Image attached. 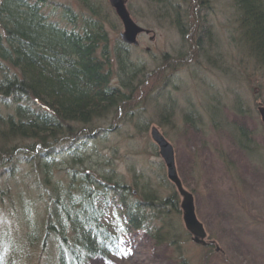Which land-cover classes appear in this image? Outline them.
Segmentation results:
<instances>
[{"label":"rangeland","instance_id":"1","mask_svg":"<svg viewBox=\"0 0 264 264\" xmlns=\"http://www.w3.org/2000/svg\"><path fill=\"white\" fill-rule=\"evenodd\" d=\"M53 1L69 5L82 18V1ZM90 1L106 10L108 57L120 53L123 59L141 63L129 73L130 79L120 58L110 61L113 84L128 86L127 94L135 98L93 128L98 132L94 139L83 143L81 129L70 127L63 136L71 137L63 145L70 157L53 154L48 176L39 183L34 168L23 163L0 180V264H57L59 242L44 237L46 218L58 206L50 194L54 186L67 184L66 172L77 176L78 168L83 172L86 166L101 169L103 175L91 177L96 184L87 188L80 215L88 217L93 210L97 225L114 235L106 239H117L111 248L106 242L101 254L90 256L86 264H264V67L242 42L235 0H172L177 12L168 8V0H127L131 18L151 30L135 47L121 41L123 23L109 0ZM55 16V22L71 26L60 12ZM181 25L191 29L188 36H183ZM197 39L200 44L194 46ZM15 98L0 94L4 117L16 113ZM236 100L241 106L235 111ZM241 126L256 153L237 146L234 134ZM154 128L174 149L175 171L194 195L195 213L206 232L203 241L195 242L186 229L183 196L168 179L167 165L152 138ZM75 157L84 159V165L59 171L60 161L74 163ZM45 178L50 184L44 186ZM113 181L128 186L129 193ZM156 193L163 198L177 195L179 211L170 213L167 223L175 225V243L159 242L150 223L149 228L146 223L140 229L125 223L115 228L120 222L116 211L124 208V200L135 207L132 213L141 221L143 194ZM183 259L188 262L181 263Z\"/></svg>","mask_w":264,"mask_h":264},{"label":"trees","instance_id":"2","mask_svg":"<svg viewBox=\"0 0 264 264\" xmlns=\"http://www.w3.org/2000/svg\"><path fill=\"white\" fill-rule=\"evenodd\" d=\"M79 1L83 5L82 18L77 16L75 9L59 1L0 0V58L14 66L10 77L0 68L3 74L0 77V94H13L19 103L14 115L4 117L0 114V160L8 159L9 155L23 156V161L34 168L36 183H39V178L43 180V175L48 176L50 169L46 167L49 158L55 154L57 139L63 148L64 144L71 142V137L63 139L71 128L83 131L87 127H99L109 114H118L127 101L135 98L134 93L127 94L128 86L113 84V72L110 71L113 65L108 57V33L105 30L106 10L90 0ZM234 5L238 11L242 42L250 46L257 62L264 67V0H235ZM58 12L68 19L71 26L54 24ZM184 32L182 30L185 37ZM118 55L123 71L127 59L126 56L121 58L120 53ZM135 70L128 69L127 74L130 76L129 73ZM234 103L235 111L239 110L241 103L237 100ZM216 113L215 110L211 112L214 119ZM186 118L191 116L186 115ZM198 120L201 122L203 119ZM246 133L247 130L241 126L234 136L238 139L237 146L251 154L254 149H251ZM37 145L45 149H39ZM84 161L77 157L68 169L78 168L75 164L84 165ZM84 172L89 178L64 174L67 175V184L59 185V192L57 188L60 202H57L56 213L53 215L52 211V217L46 218L44 224V237L53 236L54 241L59 242L57 264H86L90 256L101 254L106 242L107 248L117 244L116 238V242L106 239L113 234L103 231L101 224L97 225L99 219L93 210L88 217L80 215L84 214L87 188L92 187V183L96 184L91 177L103 175L101 169L89 166ZM13 173H0V179ZM113 184L129 193L128 186L120 187L116 181ZM55 189L56 186L53 193ZM176 196L163 198L158 194L152 197L143 194L140 204L149 213L148 221L145 212L142 220L138 221L139 215L132 213L135 207H128L127 200H124L126 207L116 211L120 222L115 228L122 223L136 229L146 223L149 228L150 223L152 235L159 242L175 243L172 235L175 225L168 227L167 223L170 213L179 211ZM37 239L36 236L31 242L35 243ZM182 262L188 261L183 259Z\"/></svg>","mask_w":264,"mask_h":264},{"label":"water","instance_id":"3","mask_svg":"<svg viewBox=\"0 0 264 264\" xmlns=\"http://www.w3.org/2000/svg\"><path fill=\"white\" fill-rule=\"evenodd\" d=\"M126 1L127 0H110V4L114 7L120 21L123 23L124 32L121 34V40L133 45L139 44L137 37L145 30L148 32L149 30L140 26L131 18L129 9H127L126 6ZM152 138L157 142L161 157H163L167 165L168 179L176 185L178 192L183 196L181 207L184 214V224L188 231L194 235L195 242L198 243V241H203V238L206 237L205 228L198 219L197 213H195L193 194L184 189L182 181H180L177 171H175L174 149L164 138L162 133L159 132V129L154 128L152 130Z\"/></svg>","mask_w":264,"mask_h":264},{"label":"bare ground","instance_id":"4","mask_svg":"<svg viewBox=\"0 0 264 264\" xmlns=\"http://www.w3.org/2000/svg\"><path fill=\"white\" fill-rule=\"evenodd\" d=\"M168 1L171 3L170 4L171 6L168 7L171 11H176L177 12L178 10H180L179 7L174 6L175 3L172 0H168ZM54 24H56L57 26H60V27L63 26V23L61 21H59V20L56 21V22H54ZM145 29L148 30V28H146V27H145ZM181 29L185 31L184 33H186L187 36L189 35V32H191V31H189L191 29H188L187 27H185L183 25H181ZM123 31H124V28H123ZM146 34H150V30H149V32L146 31V30L143 32V35H146ZM196 41L197 42L194 43V46H198L199 45V40L197 39ZM124 44L126 45V47H130L131 46V44H129V43H124ZM115 54H116V57H114L112 55V58H111L112 59V62H114V59L115 58H116L115 60L118 62V59L117 58H120L119 55H118V53H115ZM127 57L128 56H126L125 58L127 59ZM0 60H1V58H0ZM127 64H125V66H127L126 67L127 70H128V67H129L130 70H133V69H136V67H138V66L141 65V63H138V64L136 63L135 64L134 61H132V60L128 61V59H127ZM0 68L1 69H4V73L3 74H7L8 77H10L11 72L14 70L13 69L14 66H13V64L11 62H6V61L3 62L2 60L0 61ZM111 70H112L113 73L115 72V68L112 67L110 69V71ZM3 74H0V77H3ZM8 79H11V78H8ZM168 80L169 79H167V81ZM187 102L190 103L189 101H187ZM94 129L91 128V127H88L87 130L84 129L82 131V133H81V139L82 140L81 141H83V143H85L87 140L96 138L95 136H96V134L98 132L95 131ZM85 134H87V136ZM66 149L67 148H65V147L62 148L60 146V144L56 143L55 144V148H54V153L56 155H59L60 157L61 156H63V157L64 156L70 157V154H69V152L66 151ZM75 158H77V157H75ZM23 159H24V157L21 156V155L20 156L14 155L13 157H12V155L11 156L9 155V158L8 159H6V160H0V173L2 174L3 172H5V174H6L7 171L14 172V171L18 170V167L17 166H19V164H21V163L27 164L28 163L27 161H23ZM60 165L62 166V167H59V171L60 172H64V170H66L67 168L72 167L71 166L72 164L70 163V160L69 161L62 160V161H60ZM77 173H79L78 175L81 176V178H84V179L89 178L87 173H85V172L83 173L79 169L77 170ZM3 178H4V176L1 177V179H3ZM44 180L46 181V184L43 182V185L44 186L50 184V182H49L50 180L48 178H45ZM91 185L94 186L93 183ZM58 187L59 186H56L55 193L51 192V194H50V197L52 198V200L54 202L55 201L56 202H60L59 199L57 198V194H58V192L60 190V187L59 188ZM57 188H58V192H57ZM57 204H59V203H57ZM51 217H52V215H49V218H51ZM49 222H50V220H49Z\"/></svg>","mask_w":264,"mask_h":264}]
</instances>
